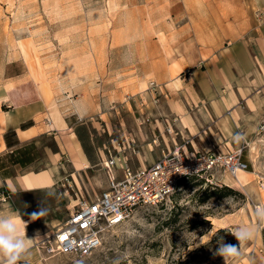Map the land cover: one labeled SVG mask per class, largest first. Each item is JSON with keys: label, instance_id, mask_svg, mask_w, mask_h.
Wrapping results in <instances>:
<instances>
[{"label": "rangeland", "instance_id": "374dc122", "mask_svg": "<svg viewBox=\"0 0 264 264\" xmlns=\"http://www.w3.org/2000/svg\"><path fill=\"white\" fill-rule=\"evenodd\" d=\"M259 10L264 0H0V85L11 86L38 71L62 90L79 85L70 93H92L102 112L83 120L95 126L96 142L113 154H127L137 144L127 137L134 131L130 112L144 109V126L150 125L167 99L161 87L170 79L169 66L181 53H194L193 39L199 44L209 34L242 39L254 31L263 15ZM21 45L28 46L29 56ZM118 89L125 91L121 98L113 92ZM263 118L250 133L244 155L250 169L243 185L224 169L185 179L163 202L110 230L93 254L49 255L41 249L43 256L34 263L20 264H226L214 253L221 240L239 246L228 229L242 223L252 225L255 235L229 264H264V220L257 215V206L264 205L259 182L264 181ZM61 184L63 196L56 205L42 195L48 215L42 239L65 223L82 198L72 175ZM225 188L234 192L205 199Z\"/></svg>", "mask_w": 264, "mask_h": 264}, {"label": "crops", "instance_id": "0c3cea01", "mask_svg": "<svg viewBox=\"0 0 264 264\" xmlns=\"http://www.w3.org/2000/svg\"><path fill=\"white\" fill-rule=\"evenodd\" d=\"M259 11L263 15L254 31L242 39L221 40L214 34L200 44L193 39L194 53H181L177 64L169 66L170 79L161 87L167 99L155 109L150 125L144 126V109L137 110L139 115L130 112L134 131L127 137L137 144L127 154H113L96 142L95 126L83 120L102 112L92 93L73 94L79 85L62 90L43 71L41 79L35 73L11 86L0 85V214L11 213L26 223L32 240L24 262L43 256L37 246L48 218L42 195L59 203L67 175L75 179L82 198H94L109 185L105 163L111 158L116 161L112 171L120 177L123 167L151 166L176 149L188 154L247 147L264 116V10ZM113 92L118 98L125 93Z\"/></svg>", "mask_w": 264, "mask_h": 264}, {"label": "built area", "instance_id": "2783aa9c", "mask_svg": "<svg viewBox=\"0 0 264 264\" xmlns=\"http://www.w3.org/2000/svg\"><path fill=\"white\" fill-rule=\"evenodd\" d=\"M260 130L264 132V120ZM246 149V144L225 152L211 149L187 154L176 149L164 154L151 166L137 170L123 167L120 177L112 171L116 161L111 158L105 163L109 174L108 187L94 198L79 199L65 223L37 242L38 247L49 255H91L103 245L110 230L123 225L140 209L163 202L185 178L203 177L219 169L235 177L239 171H248L250 164L244 158ZM259 182L264 187L262 177ZM3 198L6 199L5 195Z\"/></svg>", "mask_w": 264, "mask_h": 264}, {"label": "clouds", "instance_id": "9594fccd", "mask_svg": "<svg viewBox=\"0 0 264 264\" xmlns=\"http://www.w3.org/2000/svg\"><path fill=\"white\" fill-rule=\"evenodd\" d=\"M257 215L264 220V205L258 206ZM228 230L239 241V246L225 244L221 240L214 253L222 256L226 264H229L231 258L239 256L243 245L255 235V228L249 224L242 223L235 226L234 230ZM31 240L26 235V223L22 219L11 213L0 214V264H20L22 260H27Z\"/></svg>", "mask_w": 264, "mask_h": 264}, {"label": "bare ground", "instance_id": "6f19581e", "mask_svg": "<svg viewBox=\"0 0 264 264\" xmlns=\"http://www.w3.org/2000/svg\"><path fill=\"white\" fill-rule=\"evenodd\" d=\"M21 47H22V50L24 51V53L26 54V56H29V53H28V50H27V47L28 46H26V45H21ZM37 74L40 76V75H42V72H37ZM41 77V76H40ZM232 176V175H231ZM245 177H246V173H245V171H239L238 172V175L235 177V176H232L231 177V179L233 180V181H236V182H238V183H240V184H242L243 185V181L245 180ZM45 239V238H44ZM44 239H42V240H44Z\"/></svg>", "mask_w": 264, "mask_h": 264}, {"label": "trees", "instance_id": "16d2710c", "mask_svg": "<svg viewBox=\"0 0 264 264\" xmlns=\"http://www.w3.org/2000/svg\"><path fill=\"white\" fill-rule=\"evenodd\" d=\"M190 178H192V179L193 178H196L197 179V178H199V176L193 175V176H189V177H187L185 179H190ZM225 190H226V192H224V191L223 192H221V191H214L211 194L207 195L205 197V199L206 198H209V197H212V196H216L217 198H220V197H223V196L227 195L228 193L234 192V190L232 188H225Z\"/></svg>", "mask_w": 264, "mask_h": 264}]
</instances>
